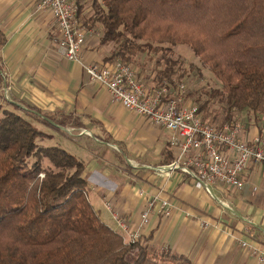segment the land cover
I'll use <instances>...</instances> for the list:
<instances>
[{
    "label": "crops",
    "instance_id": "1",
    "mask_svg": "<svg viewBox=\"0 0 264 264\" xmlns=\"http://www.w3.org/2000/svg\"><path fill=\"white\" fill-rule=\"evenodd\" d=\"M37 1L0 0L6 39L0 48V104L41 116L67 134L104 213L93 206L114 229L115 222L121 230L114 214L131 229L140 226L146 198L138 190L144 188L176 204L170 217L152 215L142 232L154 250L180 254L192 264H262L241 241L255 239L264 247V168L252 161L242 175V189L216 182L210 191L186 173L161 171L179 153L171 144L174 133L114 102L83 66L66 59L55 41L59 30L54 16L37 10ZM92 4L85 0L79 21L93 15ZM85 26V60L108 63L114 44L102 43L99 24ZM140 71L137 77L155 89L157 75ZM1 94L8 104L1 102ZM244 126L248 139L264 133V120Z\"/></svg>",
    "mask_w": 264,
    "mask_h": 264
},
{
    "label": "trees",
    "instance_id": "2",
    "mask_svg": "<svg viewBox=\"0 0 264 264\" xmlns=\"http://www.w3.org/2000/svg\"><path fill=\"white\" fill-rule=\"evenodd\" d=\"M78 1L81 14L85 0ZM93 7L84 26L99 24L102 43L115 45L108 62L161 51L160 85L172 82V47L188 44L222 82L211 92L221 103L213 118L224 124L247 111L264 120V0H93ZM5 41L0 28V48ZM0 112V264H192L143 237L125 239L91 203L85 163L61 146L38 145L46 134L25 116L1 104Z\"/></svg>",
    "mask_w": 264,
    "mask_h": 264
},
{
    "label": "built area",
    "instance_id": "3",
    "mask_svg": "<svg viewBox=\"0 0 264 264\" xmlns=\"http://www.w3.org/2000/svg\"><path fill=\"white\" fill-rule=\"evenodd\" d=\"M78 0H38L36 9L52 12L58 37L55 39L60 53L68 60L83 66L89 79L105 86L114 102L147 118L150 122L171 130V144L179 153L161 171L168 175L181 171L189 175L197 186L210 191L214 183L227 188L242 189V175L250 162L264 168V133L252 139L244 137L245 126L237 120L216 125L203 119L196 103L186 98L184 83L164 80L150 90L136 75L132 65L119 58L106 64L85 60L84 47L87 28L78 19ZM138 194L146 198L140 226L131 229L118 214H114L128 240L137 242L151 216L170 217L176 204L174 201L150 195L141 188ZM241 245L264 264V247L255 239L243 240Z\"/></svg>",
    "mask_w": 264,
    "mask_h": 264
},
{
    "label": "rangeland",
    "instance_id": "4",
    "mask_svg": "<svg viewBox=\"0 0 264 264\" xmlns=\"http://www.w3.org/2000/svg\"><path fill=\"white\" fill-rule=\"evenodd\" d=\"M92 3L90 0V5ZM78 11H79V5H78ZM92 12H94V10ZM82 14L83 12L81 14H79L78 12V17L79 15H82ZM84 20L85 19L82 18L80 22L84 24ZM165 46H168V45H165ZM172 48H173V51L171 53H168L167 55L168 57L171 58L172 61L173 60L176 61L174 73L172 75V83L173 82L176 84L184 83L186 86L187 100L196 103L198 107L201 105L203 106L205 102L208 101L209 102L208 108L206 109V111L203 110L201 114L202 116L209 115V117H207L208 119L207 122L220 125L222 122L221 119L223 117L220 116L218 119H214L213 117L216 115L217 112L221 111V103L218 101L217 98L212 97L213 95H211L212 94L211 92L214 89H223L222 82L210 70L209 65L206 64L199 56L195 54V52L193 51L190 45L178 44V45L173 46ZM162 55H163V52L161 51H152V52L146 51L145 53H140V54L138 53L134 56L133 61L129 62V64L132 65L135 72H138L142 70L143 68V71L155 73V75L153 76V78H155L157 75L156 61L157 59L161 58ZM162 62L163 64L160 67H163L165 65V62L164 61ZM155 84L156 86L159 85V81H157V83ZM3 96L4 95L1 94V102L8 104L7 99L5 97H4V100H2ZM14 110L20 113L22 116H25L35 126H37L39 129L45 132L46 136L38 139L37 141L38 145L40 146L58 145L66 150H69L70 153L72 152L75 153V150H72V147L70 146L72 143L69 142L66 133L57 132L59 129L45 122L44 118L41 116L38 117L35 115H31L29 112H26L25 110H21V109H14ZM1 115L2 113L0 112V116ZM235 115H237V119L245 125H249L250 123L256 122L255 116L252 112L248 113L247 111H245L243 113L241 112ZM229 122H232V120ZM78 155L80 157L82 156L81 154H78ZM33 160L34 159L30 157V162H32ZM50 164L51 163H49L47 159L44 160V163H43L44 167L50 168L51 167ZM43 176H44V173H41V177ZM90 197H91V201L93 202L92 204L95 205L96 209H102L104 213L105 209L102 206L103 203L99 201L98 197L92 191L90 193ZM113 225H115L117 230L123 232L122 230L119 229V227L117 226V223L114 222Z\"/></svg>",
    "mask_w": 264,
    "mask_h": 264
},
{
    "label": "water",
    "instance_id": "5",
    "mask_svg": "<svg viewBox=\"0 0 264 264\" xmlns=\"http://www.w3.org/2000/svg\"><path fill=\"white\" fill-rule=\"evenodd\" d=\"M160 169H164V170H166L167 168L163 166V167H160Z\"/></svg>",
    "mask_w": 264,
    "mask_h": 264
}]
</instances>
